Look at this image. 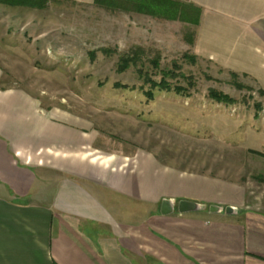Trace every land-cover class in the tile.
<instances>
[{"label":"crops","instance_id":"obj_1","mask_svg":"<svg viewBox=\"0 0 264 264\" xmlns=\"http://www.w3.org/2000/svg\"><path fill=\"white\" fill-rule=\"evenodd\" d=\"M189 2L202 10L195 54L264 86V0ZM99 138L0 90V264H264V195ZM165 200L199 207L167 216Z\"/></svg>","mask_w":264,"mask_h":264},{"label":"rangeland","instance_id":"obj_2","mask_svg":"<svg viewBox=\"0 0 264 264\" xmlns=\"http://www.w3.org/2000/svg\"><path fill=\"white\" fill-rule=\"evenodd\" d=\"M195 38L180 21L113 13L95 0L0 6V90H23L45 110L87 121L100 148L148 150L263 197L264 86L197 56ZM124 55L138 60L123 70ZM213 91L234 102L217 103Z\"/></svg>","mask_w":264,"mask_h":264},{"label":"trees","instance_id":"obj_3","mask_svg":"<svg viewBox=\"0 0 264 264\" xmlns=\"http://www.w3.org/2000/svg\"><path fill=\"white\" fill-rule=\"evenodd\" d=\"M49 1L50 0H0V6L43 10L47 7ZM95 4L99 8L113 13H137L170 22L180 21L195 27L196 34L202 18V10L190 3L189 0L185 2L179 0H95ZM137 58L138 57L135 55L122 56V69H127L131 63H136L138 60ZM157 85H162L163 87L165 83ZM211 96V99L217 103L230 104L234 102L232 98L222 93L213 91Z\"/></svg>","mask_w":264,"mask_h":264},{"label":"water","instance_id":"obj_4","mask_svg":"<svg viewBox=\"0 0 264 264\" xmlns=\"http://www.w3.org/2000/svg\"><path fill=\"white\" fill-rule=\"evenodd\" d=\"M198 207L199 206L197 204L187 202V201H182V202H179L178 204H175L171 202L170 200H165L162 204V213L163 215L168 216V215L173 214L177 209L178 212H180L181 214H186V213L197 210ZM211 210L213 212H218L220 208L212 207ZM232 211H233L232 208H228L226 210L227 213H231Z\"/></svg>","mask_w":264,"mask_h":264}]
</instances>
